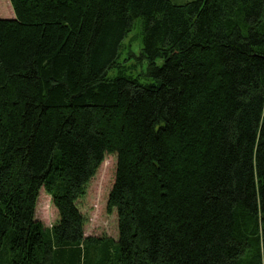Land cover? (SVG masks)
<instances>
[{"label":"trees","instance_id":"obj_1","mask_svg":"<svg viewBox=\"0 0 264 264\" xmlns=\"http://www.w3.org/2000/svg\"><path fill=\"white\" fill-rule=\"evenodd\" d=\"M10 2L0 264H264V0ZM108 155L117 240L77 205Z\"/></svg>","mask_w":264,"mask_h":264},{"label":"rangeland","instance_id":"obj_2","mask_svg":"<svg viewBox=\"0 0 264 264\" xmlns=\"http://www.w3.org/2000/svg\"><path fill=\"white\" fill-rule=\"evenodd\" d=\"M171 1L184 4L192 0ZM13 18H15V13L10 0H0V19ZM140 33L138 25L127 37L122 61H129L131 54H140L142 49ZM143 66L145 68V65ZM138 70L140 71L141 68ZM116 167V155H108L96 175L88 183L85 195L77 202L78 208L86 220L84 229L85 235L88 237L113 238L115 240L119 237L118 213L109 207V196L115 181ZM58 218V211L51 196L42 189L37 202L36 219L46 228H51Z\"/></svg>","mask_w":264,"mask_h":264}]
</instances>
